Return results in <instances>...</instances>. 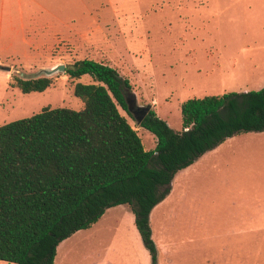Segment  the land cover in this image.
I'll return each mask as SVG.
<instances>
[{"label": "rangeland", "instance_id": "obj_1", "mask_svg": "<svg viewBox=\"0 0 264 264\" xmlns=\"http://www.w3.org/2000/svg\"><path fill=\"white\" fill-rule=\"evenodd\" d=\"M83 59L114 68L137 106L181 131L184 101L264 86V0H0V126L45 108L81 110L73 88L93 83L88 75L57 72L29 94L13 78ZM119 111L153 150L155 136ZM149 223L156 264H264V131L228 138L178 171ZM53 264L152 257L119 205L62 241Z\"/></svg>", "mask_w": 264, "mask_h": 264}, {"label": "trees", "instance_id": "obj_2", "mask_svg": "<svg viewBox=\"0 0 264 264\" xmlns=\"http://www.w3.org/2000/svg\"><path fill=\"white\" fill-rule=\"evenodd\" d=\"M83 108H45L0 126V261L53 264L57 246L89 229L109 208L128 205L156 264L149 216L169 194L175 174L228 138L264 131V86L258 91L193 98L181 104V131L149 110L139 127L156 146L145 151L129 117V81L103 62L65 70ZM23 94L43 92L47 77L13 78ZM134 119V118H133Z\"/></svg>", "mask_w": 264, "mask_h": 264}, {"label": "water", "instance_id": "obj_3", "mask_svg": "<svg viewBox=\"0 0 264 264\" xmlns=\"http://www.w3.org/2000/svg\"><path fill=\"white\" fill-rule=\"evenodd\" d=\"M65 70H66V68L64 65H57L56 67H54L52 69L40 70L38 72V74L35 75L33 78H38L42 74L44 75V77L48 78L57 72L65 73ZM125 100L127 103L128 112L134 117L137 125H140L142 119L146 116V114L151 109V107L150 106H145V107L137 106L135 98L126 97Z\"/></svg>", "mask_w": 264, "mask_h": 264}]
</instances>
